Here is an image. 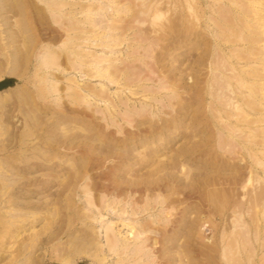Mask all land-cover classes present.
<instances>
[{
	"label": "rangeland",
	"instance_id": "374dc122",
	"mask_svg": "<svg viewBox=\"0 0 264 264\" xmlns=\"http://www.w3.org/2000/svg\"><path fill=\"white\" fill-rule=\"evenodd\" d=\"M53 1L0 0V264H264V0H62L110 84Z\"/></svg>",
	"mask_w": 264,
	"mask_h": 264
},
{
	"label": "bare ground",
	"instance_id": "6f19581e",
	"mask_svg": "<svg viewBox=\"0 0 264 264\" xmlns=\"http://www.w3.org/2000/svg\"><path fill=\"white\" fill-rule=\"evenodd\" d=\"M54 1H56V0H54ZM53 1V2H54ZM72 1V0H71ZM232 1V0H231ZM58 4L57 5H54V4H52V6L50 7V10H51V8H54L53 10H55V11H58L57 13L59 14V19H60V21H61V19L64 21V24L63 25H65L66 27H68V30L66 29L65 30V32L66 33H68L69 32V35L66 37L65 35H67V34H65L64 36V38H66L65 40H64V42L59 46L60 48H48V51H47V53H48V59L47 60H52L53 58H55L56 56H59V54H63V51L66 53L67 52V55H66V57H65V59L70 63V65H69V67H70V69H73V70H83L82 72L84 73V74H86V75H89V77H92V78H94V77H98V78H101V79H104V80H106V81H108L107 83H113V79H114V76L115 75H117V73H115V72H118L120 69H118L117 67H115V70H114V66H111L112 68H104V69H102V72L99 70V66H100V64H101V62H106L107 60L106 59H104V60H100V59H97V61L96 60H94L93 58V60L91 59H86L84 56H87L86 54L84 55L83 53H80L79 52V50L76 48V47H78L79 46V40H81L82 42H84L85 43V45L86 44H89V41L90 40H94V38H96V36L94 37V36H92V38L93 39H91V34L93 33V35H96V34H98L97 32H95L96 30L95 29H97V30H100V32H101V30H102V32H101V34L102 33H104V31H114V30H117V31H125L126 29H125V24L126 23H124V21H122V17L120 16V13L119 12H121V8H116V17H115V15L112 17V19H109L110 17L109 16H111V14L110 13H107V12H109V11H111L112 9L109 7V8H107V9H105L104 10V7H101L100 6V8H103L102 10H101V12L103 11V14L102 15H98L97 13H96V10H93V9H91V8H89V6L90 5H86V6H84V5H80V4H78V3H74V4H68V5H71V6H69L70 8H69V12L68 13H65L64 11H61V7H64V6H66V4H65V2H63L62 0H59L58 2H57ZM55 6V7H54ZM72 6H75V7H77V10H79V14H83V12L84 13H86L87 12V14H88V12H95L94 14H95V18L94 19H92V20H88V19H86V20H88V21H76V20H74L73 18H72V20L70 19V17H72V15H73V8H72ZM88 6V7H87ZM91 7V6H90ZM95 8V7H94ZM52 12V11H51ZM100 12V13H101ZM123 12H125L124 10H123ZM56 13V14H57ZM87 14H83V16L85 15H87ZM93 14V15H94ZM122 14V13H121ZM51 15V14H50ZM112 15H113V13H112ZM68 16H69V18H68ZM106 16H108V18L106 17ZM53 17H55V16H53ZM58 17V16H57ZM57 17H56V19H57ZM83 18H85V17H83ZM58 19V20H59ZM58 20H56V21H58ZM82 20V19H81ZM55 21V22H56ZM60 21H58L59 22V24L61 23L62 24V22H60ZM78 22V24L77 25H75L74 23H76V22ZM81 22V23H80ZM124 23V24H123ZM122 24H123V26H122ZM62 26V25H61ZM85 26H89L88 28L87 27H85ZM107 29V30H106ZM129 29V28H128ZM55 32V31H54ZM53 32V33H54ZM95 33V34H94ZM107 33V32H106ZM122 33V32H121ZM57 34V33H56ZM59 34V33H58ZM57 34V35H58ZM83 34V35H82ZM118 34V33H117ZM60 35V34H59ZM61 36V35H60ZM63 36V35H62ZM103 36H106V35H103ZM58 37L59 36H55V39L56 40H58ZM108 37V36H107ZM106 37V38H107ZM62 38V37H61ZM97 38H98V35H97ZM104 38V37H103ZM109 38V37H108ZM105 39V38H104ZM62 40V39H61ZM110 40V39H109ZM55 41V40H54ZM111 41V40H110ZM61 42V41H60ZM110 44V43H109ZM91 45H93V44H91ZM110 46V45H109ZM105 47H108V44L105 46ZM260 55V54H259ZM49 56H50V59H49ZM81 56H82V58H81ZM103 57V56H102ZM101 58V57H100ZM96 59V58H95ZM99 60V61H98ZM48 62V61H47ZM46 62V63H47ZM67 62V63H68ZM75 62H80V63H83V64H85V65H87V66H89V64L91 65L90 67H92V69H94V70H96V71H94V72H91V69H88L87 67H86V69H82V68H79L78 66H76L75 64ZM262 62V61H261ZM78 65V64H77ZM117 68V69H116ZM114 70V71H113ZM118 70V71H117ZM93 71V70H92ZM122 71V70H121ZM222 72V71H221ZM226 72V71H225ZM118 73H120V72H118ZM215 73V72H214ZM117 77H118V75H117ZM263 77H264V75H263ZM115 79H116V76H115ZM118 79V78H117ZM116 79V80H117ZM259 79V78H258ZM115 80V81H116ZM223 81V80H222ZM226 81V80H225ZM228 85H229V83H228ZM246 86V85H245ZM87 90H89V88L87 89ZM254 90V89H253ZM89 92H90V94L89 95H91V96H95V98H98V97H100L99 99H103L105 96V92L104 91H98L97 92V90L95 91V90H89ZM88 92V93H89ZM97 94H96V93ZM257 92V91H256ZM104 93V94H103ZM104 96V97H103ZM80 97V96H79ZM247 97H248V95H247ZM78 100V99H77ZM256 112V111H255ZM245 121H246V118H245ZM245 123V122H244ZM237 124V123H236ZM219 134V133H218ZM231 134V133H230ZM233 134V133H232ZM251 134V133H250ZM251 136V135H250ZM222 142V141H221ZM263 144H264V142H263ZM224 145V144H223ZM247 150V149H246ZM261 150V149H260ZM201 154V153H200ZM251 154V153H250ZM254 154V153H253ZM257 154V153H256ZM259 157V156H258ZM241 161V160H240ZM250 172V171H249ZM244 174V173H243ZM242 175V174H241ZM240 176V175H239ZM236 177V176H235ZM250 177H251V175H248L247 176V181H249L250 180ZM227 181V180H226ZM215 184V183H214ZM261 186V185H260ZM258 187L257 189L258 190H256V193L254 194V197H253V200H252V203L254 204V205H256L255 204V202L257 203V201H263L264 200V185L262 184V186L261 187ZM239 188V187H238ZM245 189V188H244ZM220 190V189H219ZM213 191V190H212ZM215 192V191H214ZM217 194V193H216ZM224 196V195H223ZM252 197V196H251ZM216 198V197H215ZM216 200V199H215ZM250 200V199H249ZM259 205V204H258ZM257 206V205H256ZM207 207V206H206ZM252 210V209H251ZM254 210V209H253ZM254 211H256V210H254ZM209 222V221H208ZM208 225V224H207ZM131 227V226H130ZM133 228V227H132ZM131 232V231H130ZM258 232V231H257ZM259 237V236H258ZM260 238V237H259ZM114 239V238H113ZM114 242V241H113ZM117 243V242H116ZM155 243V242H154ZM114 243H112V244H109V245H113ZM110 246V247H111ZM115 247V246H114ZM112 248V247H111ZM113 249V248H112Z\"/></svg>",
	"mask_w": 264,
	"mask_h": 264
}]
</instances>
